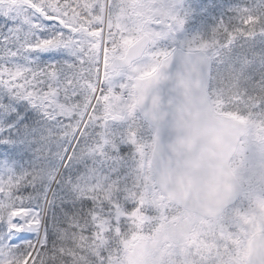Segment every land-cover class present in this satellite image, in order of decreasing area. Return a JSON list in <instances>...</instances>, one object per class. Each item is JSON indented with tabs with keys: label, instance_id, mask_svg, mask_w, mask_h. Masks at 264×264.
Returning a JSON list of instances; mask_svg holds the SVG:
<instances>
[{
	"label": "snow or ice",
	"instance_id": "6c2138e0",
	"mask_svg": "<svg viewBox=\"0 0 264 264\" xmlns=\"http://www.w3.org/2000/svg\"><path fill=\"white\" fill-rule=\"evenodd\" d=\"M232 120L264 139V0H0V264H122L189 198L223 241L197 264H264V200L201 176Z\"/></svg>",
	"mask_w": 264,
	"mask_h": 264
},
{
	"label": "rangeland",
	"instance_id": "374dc122",
	"mask_svg": "<svg viewBox=\"0 0 264 264\" xmlns=\"http://www.w3.org/2000/svg\"><path fill=\"white\" fill-rule=\"evenodd\" d=\"M248 126V133L245 135V138L247 137L248 141L245 140L246 143L243 149L239 146L236 156H234L232 159V164H234V167L236 166L235 168L237 169L236 171L240 181L244 183L245 189L247 191V197L244 201L245 205H248L250 202L251 207L255 208L261 200H264V153L257 149L258 145L255 146V150L251 151L250 143L252 140H255L254 138H258L259 144L264 139H260L257 136L256 131L251 124H248ZM151 172L156 178L157 176L155 175V172L152 168ZM181 214L182 212L177 211L169 222L160 225H148L147 233L144 235L134 234L132 237H130L127 242L128 244L122 250V264H160V257L162 256L163 249L164 252L166 251V258H164V262H166V264H174L172 262L175 261L174 255L176 254V251L180 253L178 257L191 256L192 254H195L194 252H197V248H194V252L191 249L195 243L193 238L198 231L200 233L204 229L206 230V228L200 223V215L185 213L184 221L176 222L175 218L180 217ZM250 227L252 226H243L245 231H247ZM261 227H264V225ZM174 229L176 230L175 232H182L181 243L185 241V238L188 242L190 239L193 240L191 247L189 246L187 247L188 249H186L183 245H180L178 248H174L171 245H162V242L170 239L168 237L171 235V232ZM231 230L234 231L235 229ZM204 234L213 236L211 232L207 231ZM215 234L220 236L219 232H216ZM165 236L168 239H165ZM220 241L223 243L221 239ZM214 243L215 241L210 239L208 247L205 248L208 249L211 246V249L209 250H215L212 247ZM205 244L206 242L202 243L203 248ZM217 244L220 243L217 242ZM141 259H143L142 262ZM176 261L178 260L176 259ZM193 261H195V258Z\"/></svg>",
	"mask_w": 264,
	"mask_h": 264
},
{
	"label": "water",
	"instance_id": "95a60500",
	"mask_svg": "<svg viewBox=\"0 0 264 264\" xmlns=\"http://www.w3.org/2000/svg\"><path fill=\"white\" fill-rule=\"evenodd\" d=\"M184 80L191 88L193 98H198L200 93L199 89L196 87V81L201 80L207 82V71L206 69L201 70L199 67L187 70L184 73ZM182 90L181 87L180 91ZM178 100H183V96H179ZM203 123L209 128L216 126V121H214L210 115H205ZM246 129L247 125H241L239 121L235 120L224 125L223 143L216 149L214 155L209 156L204 167L201 169V176L205 183L215 177L221 185L228 183L239 187L235 175L225 176L223 173L230 169V160L237 150L238 144L235 142L237 132L239 131L243 137ZM203 147L207 148L206 141L204 142ZM173 150V145H170L165 141V143L158 148L156 154L151 157L152 166L155 169L157 179L168 176H171L173 181L176 179L179 172L176 159L175 157H172L171 160L169 159V153ZM204 195L210 196L211 194L206 191ZM202 203V201H196L189 198L187 202H182V206L189 211L197 212L202 215Z\"/></svg>",
	"mask_w": 264,
	"mask_h": 264
},
{
	"label": "flooded vegetation",
	"instance_id": "af4514ba",
	"mask_svg": "<svg viewBox=\"0 0 264 264\" xmlns=\"http://www.w3.org/2000/svg\"><path fill=\"white\" fill-rule=\"evenodd\" d=\"M184 217H185V214H181L180 217H178V218L176 217L175 218V221L176 222L177 221H179V222L184 221V219H185ZM205 219H207V218H205ZM175 229L172 230L171 235L168 237L170 239L166 238V236L164 237L165 239H168V240L165 241V242H162V245L163 246L164 245H171L174 248H178V247H180V245H183L186 249H188L187 247H189V246L191 247V245L193 244V240L190 239V241L188 242L187 239L185 238V241L183 243H181L182 232H179V233L178 232H175L176 231ZM202 232L205 233L206 230L204 229ZM197 233H199V231ZM204 235H206V236H204L202 240L195 241V243L193 244L194 246L191 247V249H192L193 252H194V248H197V252H194L195 254H192L191 256H185V257L181 256V257H178V255L180 253L176 251V254L174 255L175 256V261L172 262V263H174V264H197L198 260L200 259L201 253H203L204 255H209V254H211L212 252L215 251V250H209V249H211V246L208 249L205 248V247H208L209 240L210 239H212L213 241H215V244H217V242H219L220 244H222V242L220 241L221 238H220L219 235H217V234H213V236H210L209 234L208 235L207 234H204ZM204 242H206V244H205V246L203 248L202 243H204ZM165 252H164V249H163L162 256L160 257V260H161L160 261V264H166V262H164V258H166ZM194 258H195V261H193ZM176 259L178 261H176ZM142 261H143V259H141V262ZM131 264H133V263H131Z\"/></svg>",
	"mask_w": 264,
	"mask_h": 264
},
{
	"label": "trees",
	"instance_id": "16d2710c",
	"mask_svg": "<svg viewBox=\"0 0 264 264\" xmlns=\"http://www.w3.org/2000/svg\"><path fill=\"white\" fill-rule=\"evenodd\" d=\"M221 79H222V77H217V79H216L215 81L212 82L213 86H214V87L219 86V83H220V80H221ZM215 84H216V85H215ZM254 139H255V140H252L251 143H250V146H251V149H250V150H251V151H252V150H255V149H254L255 146L258 145V148H257V149L260 150V152L264 153V140L259 144V143H258V142H259V141H258V138H254ZM244 140L248 141V140H247V137L244 138ZM240 148H241V147H240ZM235 167H236V166H235ZM235 167H234V164H233V168H234L235 172H237V171H236L237 169H236ZM147 227H148V225H145V226H144V232H145V233H147ZM131 231L133 232V234H132L130 237H132V236L135 234V230H131ZM137 235H138V234H137ZM130 237H129V238H130ZM131 240H133V239H131ZM131 240H130V241H131ZM126 244H127V243H126Z\"/></svg>",
	"mask_w": 264,
	"mask_h": 264
}]
</instances>
